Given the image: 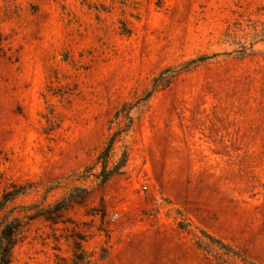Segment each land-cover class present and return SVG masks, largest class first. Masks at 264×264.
Masks as SVG:
<instances>
[{"label": "rangeland", "instance_id": "rangeland-1", "mask_svg": "<svg viewBox=\"0 0 264 264\" xmlns=\"http://www.w3.org/2000/svg\"><path fill=\"white\" fill-rule=\"evenodd\" d=\"M8 191L10 264H264V0H0Z\"/></svg>", "mask_w": 264, "mask_h": 264}, {"label": "trees", "instance_id": "trees-1", "mask_svg": "<svg viewBox=\"0 0 264 264\" xmlns=\"http://www.w3.org/2000/svg\"><path fill=\"white\" fill-rule=\"evenodd\" d=\"M17 194H19L18 190L14 193V196ZM9 195V191L3 194V198L0 200V209L8 200ZM21 227L22 221L18 217L5 215L0 218V264H10L12 249L19 240ZM72 264H91V262L82 255H76V259Z\"/></svg>", "mask_w": 264, "mask_h": 264}, {"label": "built area", "instance_id": "built-area-1", "mask_svg": "<svg viewBox=\"0 0 264 264\" xmlns=\"http://www.w3.org/2000/svg\"><path fill=\"white\" fill-rule=\"evenodd\" d=\"M139 189H140V191L146 190V186L142 185V186L139 187ZM116 216H117V214L115 213L114 217H116Z\"/></svg>", "mask_w": 264, "mask_h": 264}]
</instances>
